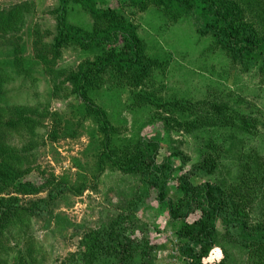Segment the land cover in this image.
I'll return each instance as SVG.
<instances>
[{"label":"rangeland","instance_id":"374dc122","mask_svg":"<svg viewBox=\"0 0 264 264\" xmlns=\"http://www.w3.org/2000/svg\"><path fill=\"white\" fill-rule=\"evenodd\" d=\"M60 1L0 0V12L24 6L26 18L18 33L0 32V65L13 79L7 86L5 100L11 108L31 109L29 116L36 122L35 136L15 135L10 142L19 148H29V161L24 166L31 170L29 180L39 184L54 178L56 183L65 184L62 192L56 191L54 199L51 189L26 197L48 202L49 209L35 216L22 232L1 240L9 254L7 264H17L20 255L30 251H34L40 264H60L77 255L83 250L84 237L126 210L127 203L142 187L140 175H123L112 170L109 163L100 162L99 125L80 116L79 102L69 95L68 78L78 72L83 61L93 57L75 47L54 46ZM103 1L136 28L147 55L159 63L152 68V78L143 89L153 97L155 107L130 110L128 89L105 87L94 95L111 125L122 132L120 138L132 143L160 141L159 162L178 153L179 157L171 161L174 175L192 173L195 185L231 183L238 173L236 158L241 153L255 150L264 159V80L258 66L232 62L224 50L211 46V37L197 33L192 17L174 21L150 0ZM94 20L93 14L71 4L68 24L91 30ZM50 48L57 52L49 51ZM165 102L174 106L157 109L158 104ZM209 102L228 103L238 113L249 115L257 131L250 134H240L236 128L185 131L183 124L200 114L197 106L205 108ZM214 136L219 139L235 136L241 145L231 149L232 153L215 174H207L198 170V166L204 156L219 152L208 140ZM226 148L229 147L225 145ZM15 192L9 190L14 196ZM167 195L173 200L178 197L172 187L167 189ZM200 215V212L191 215L189 222L198 220ZM137 219L144 231L133 230L130 234L150 238L155 245V264H183L175 237L177 226L171 222L167 206L158 203L153 195L137 213ZM218 229L215 246L205 262L248 264L239 247L223 241L224 227L220 222ZM225 249L229 251L227 259Z\"/></svg>","mask_w":264,"mask_h":264},{"label":"trees","instance_id":"16d2710c","mask_svg":"<svg viewBox=\"0 0 264 264\" xmlns=\"http://www.w3.org/2000/svg\"><path fill=\"white\" fill-rule=\"evenodd\" d=\"M150 1L174 21L192 17L197 33L212 38V47L224 50L234 63L258 66L264 80V0ZM71 4L80 5L95 16L91 30L67 23ZM24 11V6H16L0 12V32L18 33L26 19ZM58 13L54 46L75 47L93 57V60L83 61L78 72L71 74L67 81L70 83L69 95L79 102L78 114L99 125L98 159L123 175L142 177V187L127 203V209L108 224L88 233L81 242L83 250L60 264H155V245L150 238H135L130 234L133 230L144 231L139 226L137 213L153 195L158 203L167 206L169 218L177 226L175 237L179 241L183 264H207L205 260L215 246L219 222L224 227V242L239 247L246 254L248 264H264V159L255 150L241 153L236 158L238 173L231 183L195 185L192 173L174 175L171 161L179 157L178 153L159 162L160 141L132 143L120 138L122 132L111 125L94 95L105 87L128 89L130 110L155 107V100L143 89L159 63L147 55L136 28L103 0H61ZM49 51L56 53L57 49ZM12 82L10 72L0 65V264L9 261L1 240L22 232L35 216L43 215L49 209L48 202L27 200L26 197L51 189L54 199L56 191L59 193L65 188L63 182L56 183L54 178L39 184L28 179L31 170L24 166L29 161L30 150L26 146H14L10 141L15 135L19 137L24 133L35 136L36 122L29 116L31 109L11 108L6 103L7 86ZM171 106L174 105L160 103L157 109L165 110ZM183 107L190 109L187 105ZM201 107L197 106L200 108L198 116L183 124L185 131L204 128L208 131L236 128L240 134L257 131L249 115L238 113L228 103L209 102L205 108ZM208 140L219 152L204 156L198 170L215 174L232 153L231 149L241 142L235 136L220 139L214 136ZM225 145L229 148L225 149ZM169 187L178 193L175 200L167 195ZM10 189H15L17 195L9 193ZM197 212L201 214L199 219L189 222L190 216ZM228 252L224 250L225 259ZM33 254L34 251H30L20 255L17 264H40Z\"/></svg>","mask_w":264,"mask_h":264}]
</instances>
